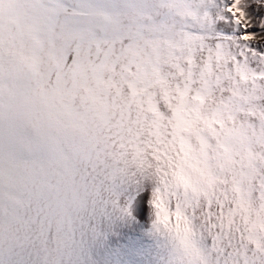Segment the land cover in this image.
I'll list each match as a JSON object with an SVG mask.
<instances>
[{
  "label": "snow or ice",
  "instance_id": "6c2138e0",
  "mask_svg": "<svg viewBox=\"0 0 264 264\" xmlns=\"http://www.w3.org/2000/svg\"><path fill=\"white\" fill-rule=\"evenodd\" d=\"M0 264H264V0H0Z\"/></svg>",
  "mask_w": 264,
  "mask_h": 264
}]
</instances>
